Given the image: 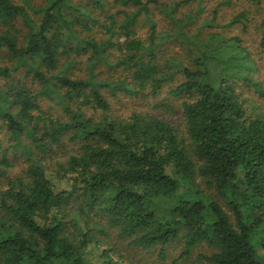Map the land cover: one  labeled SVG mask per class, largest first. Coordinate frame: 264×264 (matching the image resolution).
<instances>
[{"label": "trees", "instance_id": "obj_1", "mask_svg": "<svg viewBox=\"0 0 264 264\" xmlns=\"http://www.w3.org/2000/svg\"><path fill=\"white\" fill-rule=\"evenodd\" d=\"M87 1L92 11L105 7L104 0ZM117 2L136 10H124L120 21L113 16L104 26L109 36L98 39L91 24L99 20L72 0H48L39 8L30 0H0V52L13 62L0 67L8 80L0 85V130L8 133L0 138V264H128L113 256L109 243L100 251L107 225L132 246L161 245L162 257L168 244L185 240L180 258L200 244L211 248L198 264H264V110L239 88L240 82L255 86L264 97L261 81L249 73L256 68L251 51L240 37L220 32L209 34L203 48L200 35L186 30L195 17L176 15L181 2L166 15L174 36L199 50L188 61L165 62L156 52V23L150 19L148 43L134 29L157 0ZM29 10L41 14L39 21ZM250 20L244 10L230 24L246 29ZM261 32L264 49V18ZM113 48L124 71L116 81L102 76L106 69L96 71L114 66ZM84 56L88 73L76 76ZM21 69L26 78L16 76ZM173 81L172 93L186 95V134L149 113L110 114L106 89L115 96L121 89L155 96ZM41 97L54 100L64 116L42 111ZM66 142L77 151L56 168L46 166ZM11 149L26 156L18 174L8 173ZM197 176L232 213L197 187ZM165 200L176 201L161 204Z\"/></svg>", "mask_w": 264, "mask_h": 264}, {"label": "rangeland", "instance_id": "obj_2", "mask_svg": "<svg viewBox=\"0 0 264 264\" xmlns=\"http://www.w3.org/2000/svg\"><path fill=\"white\" fill-rule=\"evenodd\" d=\"M18 3H23V0H15ZM31 3L39 8L47 4L48 0H30ZM75 4L84 6L86 10L91 12L92 17L99 20L98 23L91 24L93 26L92 34L98 39H106L109 34H107L104 26L110 25L113 16L119 21L124 18L123 11H135L136 8L124 7L117 0H104V8H91L87 7V0H72ZM188 1V0H157L156 3L150 4L149 11H143L137 20L135 26L136 36L147 41L148 43L151 35V21L156 23L157 29V50L159 58L167 62L168 59L173 58L177 61H188L190 54L192 52H197L199 50L196 43H190L188 45L182 39L174 36L175 27L171 23L170 19L166 15V9L172 8L178 3ZM247 11L249 21L247 28L243 29L241 24H230L231 20L237 15ZM30 15L36 21H39L41 14L35 13L33 10H29ZM215 11L217 12V17H215ZM176 15L180 18L185 19L188 16L193 18V23L186 28L188 35L199 34L201 39V46L204 40H206L209 34L213 32H220L224 35V38H234L240 37L243 41V46L251 51V58L256 62V68L250 70L249 73L252 77L258 78L261 81V85L264 87V49L261 46L262 32H261V22L264 18V0H190L184 2L176 12ZM112 16V17H111ZM206 21H211L212 25L207 26ZM19 27L22 28L23 33L28 30V27L20 21L18 23ZM79 28V27H78ZM83 28H79L82 32ZM84 31V29H83ZM84 35V33H82ZM117 38V35L114 39ZM113 53L110 57L113 67H109L107 64H103L96 68V71H101L106 69V75L103 77L110 78L111 81H116L119 76L124 74L122 67H117L115 63L116 58L119 55L117 49H112ZM74 56V54H73ZM77 67L73 70L76 76H85L88 73V63L87 56L83 58L80 57ZM116 61V62H115ZM183 62V61H182ZM12 61L8 60L3 52H0V67L2 66H12ZM62 63H67V58H64ZM116 69H119L117 72ZM25 70L21 69L16 73L17 77L26 78ZM180 77V75H179ZM178 77V80L180 78ZM29 80V78H27ZM5 80L0 76V85L6 83ZM177 81V80H176ZM176 81L165 84L161 91L153 96L148 94H136L129 93L123 89L117 91V95H113L109 89H106L107 96L111 102L110 114L118 117H128L133 113H149L160 118H164L168 121L174 122L178 127L180 132L186 134V125L183 118V108L182 101L186 98V95H175L172 93V89L176 86ZM30 84L33 88H36L35 84ZM239 88L245 96L253 102V105L258 106L260 109L264 110V97L261 96V91L255 86L246 87L244 83L240 82ZM264 89V88H263ZM39 105L42 111L54 116H64L62 109L60 108L54 100L41 97L39 99ZM92 112V111H91ZM88 111V114H91ZM100 112H98V115ZM2 121L0 120V123ZM8 133L6 130H0V138L7 137ZM24 142L27 140L23 138ZM10 142H7V145ZM24 146V145H23ZM77 151L76 146L73 143L66 142L65 147L56 148L55 152L48 155L45 165L48 167L56 168L58 163H66L68 156ZM11 159L14 160L13 166L8 169L10 174H18L24 169L26 164V156L24 154H19L15 156L13 149H11ZM3 178L0 177V187L4 183ZM207 180L204 177L197 176L196 185L198 188L202 189L207 195L214 196L216 200H220V203L230 212L229 207L221 200V198L216 195L215 191L209 188L206 184ZM60 189L67 188V184L61 181H56ZM174 201H162L163 205H171ZM75 215V214H73ZM107 231L101 233L100 239V251L104 247L112 245L115 249L113 252L114 257L123 255V258H117L118 261H124L128 264H198V256L200 253H208L211 248L205 244H200L196 247L192 255L189 257L180 258L181 253L185 248V240L174 241L168 244L165 249V256L161 255V245L152 248H138L129 244V239L123 238L120 234L118 228H113L106 226ZM90 249L94 255L99 254L98 248L95 244H91ZM261 254L263 251L260 249ZM96 260V259H95ZM100 262L101 259H97L96 262Z\"/></svg>", "mask_w": 264, "mask_h": 264}]
</instances>
